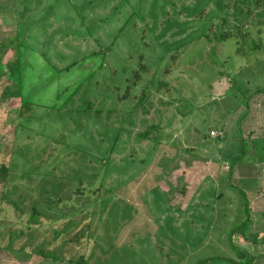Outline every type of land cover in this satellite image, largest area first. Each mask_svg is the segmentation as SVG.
<instances>
[{
	"label": "rangeland",
	"instance_id": "1",
	"mask_svg": "<svg viewBox=\"0 0 264 264\" xmlns=\"http://www.w3.org/2000/svg\"><path fill=\"white\" fill-rule=\"evenodd\" d=\"M230 29L247 37L218 40ZM18 56L21 77L9 78ZM20 85L24 106L11 95ZM254 139H264V0H0L3 222L18 232L36 201L48 230L26 248L1 241L0 264L237 259L230 233L248 216L233 243L264 264ZM5 192L23 195L18 209Z\"/></svg>",
	"mask_w": 264,
	"mask_h": 264
},
{
	"label": "trees",
	"instance_id": "2",
	"mask_svg": "<svg viewBox=\"0 0 264 264\" xmlns=\"http://www.w3.org/2000/svg\"><path fill=\"white\" fill-rule=\"evenodd\" d=\"M247 34H248L247 31L242 32L240 29H238V30H232V29L225 30L224 32L220 33V35H218L219 36L218 40H220V41L226 40L232 35L240 36L244 40L247 37ZM209 41H211V40H209ZM255 46H256V42H255ZM111 48H112V45H110L107 48V50H109ZM242 48L243 47H238L237 51L240 52L242 50ZM253 48H255V47H253ZM244 51H245V49H244ZM20 58L21 57L18 56L17 59H15L12 63L8 64L7 76L9 78H14L17 75H18V77H21L22 66H21V59ZM142 69H147V68H145V66H144ZM220 73L222 74L223 72H220ZM136 76H139V72H137ZM136 76H135L133 84L136 83ZM127 92H129V89H127ZM11 95L13 97H16V98H21L22 106H24L26 104V102L24 100L23 89H22L21 85L17 89H15L13 92H11ZM240 141L242 143L243 139L241 138ZM252 142H253L252 148H255L257 151L256 152L257 161L259 163H264V139H254ZM245 144H246L245 142L242 143L243 148H245ZM244 157L245 156L242 154L239 155L238 157L234 156L232 159V162L233 161L234 162L230 163V168L237 164V162H238L237 160H239L240 158H244ZM10 171H11L10 166L4 167L3 170L1 171L2 172L1 174L3 175L2 179H3L4 183H6L7 178L10 175V173H9ZM40 182L42 184L41 190L39 187ZM229 182H231V181H229ZM34 184H35L34 191L39 189L38 190V191H40L39 194L44 196L45 195L44 192L47 191L46 181L39 180V181H36ZM17 189H18V187H15V190H17ZM9 194L10 193H8V192L3 193L2 199L5 200V202L10 204L11 206L18 209L20 207V204H21L20 202L23 199V195H21L20 198L18 200H16V199H12ZM66 197L67 198H65V199L70 198L69 196H66ZM55 200H57L59 202L64 201V199H62L61 197H59L58 199L55 198ZM49 201H50V199H49ZM36 205H37V202L33 201V205L29 209L31 212L30 218L28 219L29 224L26 226L23 223H21L20 224L21 228L18 229V232L13 231L14 230L13 222H9V221L6 223L3 222V217H4L5 213L3 212L2 207H0V242L2 241L4 243L7 241L6 245L8 247L9 246L13 247L12 242L14 240H16L14 238H17V237L24 238L23 240L26 242L22 245V248H24V247L26 248L28 245L29 246L33 245V242L35 239H37V236H43L48 232V230H46V228H45V224H43L40 221V215L38 213V209H37ZM246 206H248V203H246ZM247 213H248V210H247ZM249 224H250V219L248 216L247 219L242 224H240L239 226H237L231 230L230 237H229V243H230L231 249L234 250V252L237 254V259H232V258H227V257L225 258V257H220V256H211L207 259H204L201 264H206V262L211 261V260H216V259L217 260H219V259L227 260L231 264H256L255 263V260H256L255 256H253L247 252L241 251L233 243V235L236 234L237 232L246 233L248 231ZM84 230L85 229L82 228L81 229L82 232L80 230H78L74 234H72V233L69 234L68 241L72 242V241H75L76 239H78V236L82 235ZM36 251L40 254H44V255L50 256V257H56L57 256L54 252L53 253L52 252L51 253H45L44 251H42L40 249H38ZM70 260L73 261L75 264H89V259H87L84 255H79V257L76 255H73Z\"/></svg>",
	"mask_w": 264,
	"mask_h": 264
},
{
	"label": "built area",
	"instance_id": "3",
	"mask_svg": "<svg viewBox=\"0 0 264 264\" xmlns=\"http://www.w3.org/2000/svg\"><path fill=\"white\" fill-rule=\"evenodd\" d=\"M212 134H213V135H216V133H215V132H212Z\"/></svg>",
	"mask_w": 264,
	"mask_h": 264
}]
</instances>
